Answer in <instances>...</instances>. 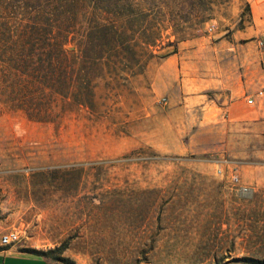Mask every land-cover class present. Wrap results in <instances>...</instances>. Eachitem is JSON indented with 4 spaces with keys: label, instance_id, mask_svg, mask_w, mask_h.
<instances>
[{
    "label": "rangeland",
    "instance_id": "obj_1",
    "mask_svg": "<svg viewBox=\"0 0 264 264\" xmlns=\"http://www.w3.org/2000/svg\"><path fill=\"white\" fill-rule=\"evenodd\" d=\"M97 25L128 29L142 72H96L89 88L19 72L22 35L73 50ZM263 37L264 0H0V238L20 237L6 248L59 264H264V127L247 104L264 90ZM245 49L240 117L213 91H229Z\"/></svg>",
    "mask_w": 264,
    "mask_h": 264
},
{
    "label": "trees",
    "instance_id": "obj_2",
    "mask_svg": "<svg viewBox=\"0 0 264 264\" xmlns=\"http://www.w3.org/2000/svg\"><path fill=\"white\" fill-rule=\"evenodd\" d=\"M127 32L126 28L97 25L88 30L84 40L77 43L73 50H67L63 43L39 44L43 35L51 34V31L43 32L33 29L22 35L23 43L20 52L25 58L19 72L28 76L30 74L33 79L41 78V83L46 88H53L57 82L65 84L73 81L75 74L76 79L89 88L93 78L97 77L96 72H110L117 66L122 72L136 75L143 71V65L137 59L136 45L127 41ZM40 51L41 56L37 55ZM175 51L176 48L168 54H173ZM69 52H75L72 58L69 57ZM116 60L119 61L115 62ZM67 63L68 66L72 63V67L76 66V69L70 65L71 71L67 70ZM52 91L55 90L52 89ZM31 253L38 256L42 254L38 251H31ZM55 260L63 264H73L63 258Z\"/></svg>",
    "mask_w": 264,
    "mask_h": 264
},
{
    "label": "crops",
    "instance_id": "obj_3",
    "mask_svg": "<svg viewBox=\"0 0 264 264\" xmlns=\"http://www.w3.org/2000/svg\"><path fill=\"white\" fill-rule=\"evenodd\" d=\"M258 48V47H256ZM233 52L234 50L231 49ZM259 58L262 61L263 68L262 70H257L254 68L252 72L254 78H258V82L264 86V49L259 50ZM169 59H172V56H169ZM248 54L246 53L242 56V59L239 63V71L234 74V77L227 82L226 86L229 88V91H213L216 94L214 95L215 101H222V104L227 105L228 109L234 111V113H239L241 117V108L245 100V97L248 94L247 91V64ZM238 73V75H236ZM257 74V75H256ZM261 74L260 76H258ZM260 78V79H259ZM204 92V91H201ZM207 92V91H206ZM264 92V90H263ZM202 97L203 94H202ZM257 113H259L263 120L264 127V93L261 99H257ZM0 264H59L56 262L49 261L39 256L29 255L25 253L17 252L14 248H4L0 246Z\"/></svg>",
    "mask_w": 264,
    "mask_h": 264
},
{
    "label": "built area",
    "instance_id": "obj_4",
    "mask_svg": "<svg viewBox=\"0 0 264 264\" xmlns=\"http://www.w3.org/2000/svg\"><path fill=\"white\" fill-rule=\"evenodd\" d=\"M263 90H259L255 93L253 97H247V104L253 105L256 99H261L263 97ZM19 233L16 231H10L0 238V246L1 247H10L19 241Z\"/></svg>",
    "mask_w": 264,
    "mask_h": 264
},
{
    "label": "water",
    "instance_id": "obj_5",
    "mask_svg": "<svg viewBox=\"0 0 264 264\" xmlns=\"http://www.w3.org/2000/svg\"><path fill=\"white\" fill-rule=\"evenodd\" d=\"M262 43H263V45H264V37L262 38Z\"/></svg>",
    "mask_w": 264,
    "mask_h": 264
}]
</instances>
